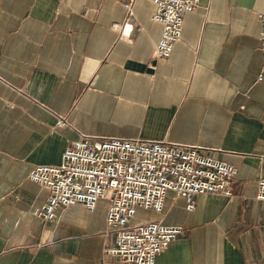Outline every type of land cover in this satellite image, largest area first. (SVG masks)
Returning a JSON list of instances; mask_svg holds the SVG:
<instances>
[{
    "label": "crops",
    "instance_id": "obj_1",
    "mask_svg": "<svg viewBox=\"0 0 264 264\" xmlns=\"http://www.w3.org/2000/svg\"><path fill=\"white\" fill-rule=\"evenodd\" d=\"M263 8L200 0L155 59L152 0H0V264H126L105 252V199L33 213L48 192L28 170L85 137L199 146L235 166L231 195H195L193 211L170 196L145 220L183 228L154 264H264Z\"/></svg>",
    "mask_w": 264,
    "mask_h": 264
},
{
    "label": "built area",
    "instance_id": "obj_2",
    "mask_svg": "<svg viewBox=\"0 0 264 264\" xmlns=\"http://www.w3.org/2000/svg\"><path fill=\"white\" fill-rule=\"evenodd\" d=\"M152 1V20L161 25L153 55L163 59L181 35L184 14L194 11L200 0ZM257 16L264 50V8ZM236 172L233 164L199 146L138 137H85L67 146L58 164L33 165L27 177L48 192L42 206L33 209L35 215L51 221L59 207L81 203L92 210L103 198L107 201L106 230L114 234L105 252L126 264H154L183 228L156 220L132 224L138 211L162 213L170 196L183 198L185 208L193 211L195 195H231ZM256 198L264 201V177L257 181Z\"/></svg>",
    "mask_w": 264,
    "mask_h": 264
},
{
    "label": "rangeland",
    "instance_id": "obj_3",
    "mask_svg": "<svg viewBox=\"0 0 264 264\" xmlns=\"http://www.w3.org/2000/svg\"><path fill=\"white\" fill-rule=\"evenodd\" d=\"M152 214H155L152 210L140 209L136 216L131 220V223H137L147 220Z\"/></svg>",
    "mask_w": 264,
    "mask_h": 264
}]
</instances>
